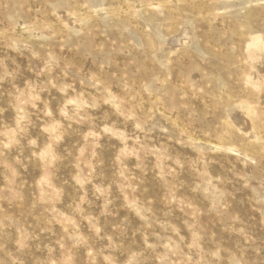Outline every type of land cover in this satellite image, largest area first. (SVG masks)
<instances>
[{
  "label": "rangeland",
  "instance_id": "rangeland-1",
  "mask_svg": "<svg viewBox=\"0 0 264 264\" xmlns=\"http://www.w3.org/2000/svg\"><path fill=\"white\" fill-rule=\"evenodd\" d=\"M0 264H264V0H0Z\"/></svg>",
  "mask_w": 264,
  "mask_h": 264
}]
</instances>
